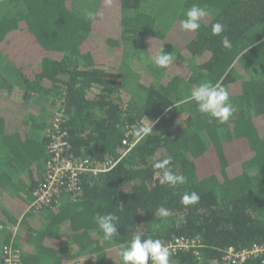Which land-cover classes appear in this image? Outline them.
<instances>
[{
	"label": "trees",
	"instance_id": "obj_1",
	"mask_svg": "<svg viewBox=\"0 0 264 264\" xmlns=\"http://www.w3.org/2000/svg\"><path fill=\"white\" fill-rule=\"evenodd\" d=\"M194 4L211 14L187 32L180 22ZM217 21L225 30L214 36ZM163 50L173 56L168 68L151 59ZM0 69L17 74L23 90L20 104L3 105L14 115L0 114L9 166L0 165V188L9 190L0 221L20 223L24 264H123L118 252L136 232L163 243L199 239L200 257L180 251L170 264H228V246L264 241V0H0ZM204 82L229 92L235 111L226 123L199 113L189 99ZM58 105L76 158L119 159L125 137L138 141L111 170L84 175L78 197L63 194L52 207L28 211L43 178L14 183L10 170H42ZM29 107L48 112L39 124L42 140L32 134V113L31 128L24 126ZM145 125L152 132L138 135ZM168 156L185 184H160L163 173L153 163ZM192 192L199 201L182 204ZM161 207L167 216L158 214ZM109 213L119 217L118 235L106 240L94 218ZM11 237L0 231V264Z\"/></svg>",
	"mask_w": 264,
	"mask_h": 264
},
{
	"label": "built area",
	"instance_id": "obj_2",
	"mask_svg": "<svg viewBox=\"0 0 264 264\" xmlns=\"http://www.w3.org/2000/svg\"><path fill=\"white\" fill-rule=\"evenodd\" d=\"M67 115L65 108L58 105L51 124L46 129L49 140L47 143L48 158L45 163L43 180L32 191V201L28 211L39 212L46 207H52L60 201L63 194L78 197L83 189V177L87 174H100L111 170L124 154L130 151L138 139H123L125 151L119 159H109L105 162L94 163L89 157L76 158L70 153L71 143L65 128ZM20 223H3L0 221V231L10 230L11 241L2 248L3 264H24L22 250L16 245L20 233ZM176 254L180 251L193 249L200 257L201 243L198 238L177 236L164 242ZM7 248V252L4 249ZM262 259L264 262V241L255 242L249 246L237 248L228 246L223 252V260L228 264H244L251 259Z\"/></svg>",
	"mask_w": 264,
	"mask_h": 264
},
{
	"label": "clouds",
	"instance_id": "obj_3",
	"mask_svg": "<svg viewBox=\"0 0 264 264\" xmlns=\"http://www.w3.org/2000/svg\"><path fill=\"white\" fill-rule=\"evenodd\" d=\"M107 2L111 3V0H107ZM210 14L208 8L194 4L185 12V18L180 22L182 30L196 32L200 29L202 20ZM95 15V13L89 12L87 17L88 19H93ZM224 30L225 26L219 21L211 26V34L214 36L221 35ZM221 44L224 48L230 49L232 47V43L227 36H222ZM151 59L158 68H168L173 62V56L165 50L155 53ZM189 99L195 102L199 113L214 118L220 124L226 123L235 111L230 102L229 92L219 84L211 82L201 83L198 87L191 89ZM152 129L153 125H145L139 129L137 134L147 136L152 132ZM171 164V156L153 163L154 169L162 170L163 174L159 176L160 184H167L171 188L185 184L187 177L173 172L170 168ZM199 199V195L192 192L191 194H184L181 197V203L184 205L195 204ZM158 214L160 216H167L169 213L168 210L161 207L158 209ZM94 220L99 229L104 233L106 240H111L118 235L117 226L119 217L117 215L113 213L97 215ZM4 251L7 252V248ZM118 255L123 264H149V260L151 264H170L172 250L160 239L143 238L141 232H136L132 235L129 246L120 249Z\"/></svg>",
	"mask_w": 264,
	"mask_h": 264
},
{
	"label": "crops",
	"instance_id": "obj_4",
	"mask_svg": "<svg viewBox=\"0 0 264 264\" xmlns=\"http://www.w3.org/2000/svg\"><path fill=\"white\" fill-rule=\"evenodd\" d=\"M1 62L9 64L8 60L6 58L2 59ZM8 66L12 67L10 64ZM0 71H3V70L0 69ZM0 82H2V84H4V87H2V90L4 89V91H3V93H1L2 95H4V97H2V100H0V102H1L0 103V106H1L0 107V114H2V115L7 114L8 118H9L10 115H14V111H9L6 113L5 108L7 106H3V105H4V103H7V105L9 107L13 108L14 105H16V103L20 104L22 102L23 90L21 88V85L18 83L19 77L14 72H11V73L9 72L8 74L7 73L6 74L1 73L0 74ZM5 95H7V97ZM11 101L13 103H11ZM40 108H42V107H40ZM43 110L44 109H42V111L40 112V111L32 110L29 107L27 112H26V115L24 117V122L28 121V123H27L28 125L24 124V126L28 127V130L31 128V125H32L31 113L34 115L33 118H36L35 120H37V121L34 124L36 126H35V128L32 126L31 131H32V134H33V132L35 134L34 138L39 139V140H42L44 138V131L40 127L41 125H39V124H42L41 121L45 122L47 117L49 116L48 112L43 111ZM16 126H17V124H16ZM46 149H47V146H46ZM6 152H7L6 144L3 142L2 138L0 137V165L2 167L4 166V164H5V166L9 167L8 165H6V161H7L6 156H5ZM44 168H45V159L43 160V168L41 171H39V174L37 176H34L37 174V172L35 170H34V172L29 173V174L27 171L19 170L17 172H12L10 169L9 170H10V174L14 180L13 182L14 183H21L20 182L21 180L26 181V182L27 181L30 182L32 180H35V178L38 176H41L43 178L44 177ZM7 189H8V187L7 188H0V210L6 209V207H7V201L4 198L5 194L7 192H9V190H7ZM11 193H17V191L14 190ZM20 231H21V227H20Z\"/></svg>",
	"mask_w": 264,
	"mask_h": 264
},
{
	"label": "rangeland",
	"instance_id": "obj_5",
	"mask_svg": "<svg viewBox=\"0 0 264 264\" xmlns=\"http://www.w3.org/2000/svg\"><path fill=\"white\" fill-rule=\"evenodd\" d=\"M155 4H157V3H155Z\"/></svg>",
	"mask_w": 264,
	"mask_h": 264
}]
</instances>
